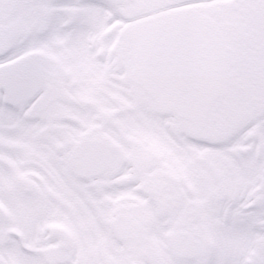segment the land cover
Masks as SVG:
<instances>
[{
  "label": "snow or ice",
  "instance_id": "6c2138e0",
  "mask_svg": "<svg viewBox=\"0 0 264 264\" xmlns=\"http://www.w3.org/2000/svg\"><path fill=\"white\" fill-rule=\"evenodd\" d=\"M0 264H264V0H0Z\"/></svg>",
  "mask_w": 264,
  "mask_h": 264
}]
</instances>
